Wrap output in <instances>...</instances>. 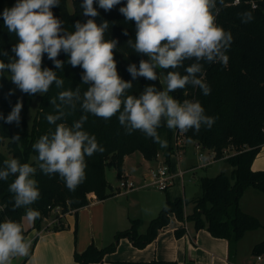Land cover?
I'll use <instances>...</instances> for the list:
<instances>
[{
  "label": "trees",
  "instance_id": "trees-1",
  "mask_svg": "<svg viewBox=\"0 0 264 264\" xmlns=\"http://www.w3.org/2000/svg\"><path fill=\"white\" fill-rule=\"evenodd\" d=\"M71 1L73 10L69 8V0H60L59 6L52 9L54 16L63 22L62 26L67 32L75 31L76 21L84 23L89 19L82 14L83 0ZM16 3L17 0H0V13ZM125 3L126 0H122L120 5H116L110 11H105L94 2V7L99 12L94 19L98 25L104 21L108 22L109 28L105 32L104 39L118 41L117 48L114 50V59L119 76L128 81L132 80L127 71L128 65L135 63L138 68L139 61L147 57L135 53L127 45L129 39L135 41L136 28L134 22L126 21L119 12V8ZM217 8L218 13L213 10L216 23L226 31H231L233 36V42L225 53L229 58L227 65L219 61L204 64L203 78L211 88L210 95L205 96L201 89L191 86L184 90H177L171 95L181 102L185 99L198 100L205 109V114L216 118L210 129L202 125L198 133L191 129L183 132V140L184 142L195 141L202 149L214 152L216 159H225L230 171L222 170L212 176H203L200 181V193L190 201L183 197L172 199L166 192V203L158 215L149 221L146 232L139 231V219H132L128 228L116 232V241L110 245L99 248L92 243L82 252L75 251L74 258L77 262L81 264L104 262L107 254L116 251L122 238H128L138 248H145L170 223L172 214L183 222V226L176 230L178 237L185 234L186 221H192L196 230L206 229L212 236L228 240L232 257L236 253L238 242L246 232L260 227L264 230V221L244 211L240 203L244 192L250 186L264 193V170H254L252 167L257 154L264 145V0H239L238 2L223 0V3L217 0ZM244 11L252 12L254 16L252 22L246 24L241 22L238 14ZM125 31L128 35H124ZM17 43L18 37L8 32L3 17L0 15V52L8 53L7 56L0 55V61L8 63L10 57L15 58L11 49ZM58 59L65 61L62 70L55 68L53 62L47 58V54H44L42 59V68L46 67L56 71L57 77L63 79L64 83L60 88L53 83L48 92L43 95L40 110L31 128H29L26 116L36 94L22 93L21 95L22 131L16 133L13 123L8 124L0 119V167H3V162L10 158H19L21 163L35 166L34 158L38 153L33 150L32 145L42 135L55 130V125L48 124L46 120L48 114H55L50 100L57 97L61 91L75 90L78 87L83 96L87 90L88 85L82 83L81 79L84 70L79 66L72 67L68 64V56L63 52L60 53ZM180 71L183 72V69ZM157 72L160 74L166 70L157 69ZM162 76H159V81H147L143 77L132 80L133 88L129 94L138 96L146 85L153 83L158 88H164ZM10 90L11 81L3 74L0 76V113H3L4 117H7L8 111L12 110L16 104V95L12 90L13 94L8 95ZM57 103H59L58 100ZM65 111L69 114L63 121H57V123L63 122L71 126L84 114L79 104L76 105L74 111L70 108H66ZM118 115L117 113L110 120H104L87 114L88 119L83 129L95 135L98 144L105 150L103 153L97 152L91 157H85L86 178L74 192L68 190L58 174L46 176L37 170L35 179L38 181L41 195L30 207L38 210L40 217L30 228H25L22 219L25 209L13 210L12 207V194L9 193L8 186L14 177L10 176L7 181L0 180V222L5 219L21 222L23 234L27 239L32 230L43 229L45 217H51L56 207H60L65 215L71 211L77 212L80 208L89 205L92 195L99 200L113 196L115 193L106 176L107 168L115 167L120 178L124 174L123 167L127 155L141 151L146 159L156 160L158 155L163 153L165 163L170 164L171 156L178 149L185 147L184 144L174 146V141L178 137H175L174 130L166 126L158 129L160 137L167 141V147L164 148L154 143L151 138L145 137L139 130L129 135L119 124ZM17 134L20 139L13 142L12 137ZM6 139H9L7 147L11 157L1 151ZM188 203H191L193 207L192 212L186 215L185 208ZM58 217H60V222L47 229L59 230L64 227L62 216L58 215ZM252 253L255 256H264V238L253 246ZM113 264H167V262L157 259L151 261L116 260Z\"/></svg>",
  "mask_w": 264,
  "mask_h": 264
},
{
  "label": "clouds",
  "instance_id": "clouds-1",
  "mask_svg": "<svg viewBox=\"0 0 264 264\" xmlns=\"http://www.w3.org/2000/svg\"><path fill=\"white\" fill-rule=\"evenodd\" d=\"M94 2L100 9L110 11L122 0H83L82 14L89 19L84 23L76 21L74 32H67L63 22L53 14L52 9L59 6L60 0H17L13 7L0 13L8 32L18 37V43L11 49L15 58L10 57L8 63L0 61V76L7 71L20 91L43 95L53 83L58 88L64 83L56 71L42 68L44 54L56 69L62 70L65 61L58 56L63 52L68 56V64L84 70L82 83L88 85L83 96L77 87L61 91L50 100L55 114H48L46 120L55 125V130L42 135L32 145L38 153L35 166L10 158L0 167V180L14 177L8 186L12 207L13 210L24 208L22 219L29 224L40 217V212L30 207L41 195L35 179L37 170L46 176L58 174L68 190L74 192L86 178L85 157L104 152L95 135L83 129L87 114L110 120L118 113L119 124L127 134L139 130L162 148L167 147V141L158 133L161 126L198 133L202 125L210 129L216 119L205 114L198 100L181 102L171 93L191 86L201 89L205 96L210 95L211 88L203 78L204 64L219 61L227 65L229 58L225 53L233 36L216 23L213 10L219 11L217 0H126L119 8L126 21L135 23V41L129 39L128 47L147 57L139 61L138 68L135 63L128 65L132 80L143 77L147 81H159L163 75L166 85L158 88L154 83L148 84L138 96L129 94L132 80L125 81L118 74L114 59L118 41L104 39L109 24L95 22L99 12ZM238 15L245 24L254 19L250 11ZM124 35H128L127 31ZM0 55L8 53L2 51ZM157 69L166 72L158 74ZM12 94L10 90L8 95ZM77 104L84 113L79 120L71 126L57 123L69 114L66 108L74 111ZM22 107L17 101L7 117L0 113V119L19 125ZM19 139L18 134L12 137L13 142ZM31 246L32 241L25 238L21 222L11 219L0 222V264H13L17 257H28Z\"/></svg>",
  "mask_w": 264,
  "mask_h": 264
},
{
  "label": "crops",
  "instance_id": "crops-1",
  "mask_svg": "<svg viewBox=\"0 0 264 264\" xmlns=\"http://www.w3.org/2000/svg\"><path fill=\"white\" fill-rule=\"evenodd\" d=\"M195 145L197 147L196 142ZM184 146L171 156L172 160L175 161V156L180 152H187L188 142L184 143ZM132 154L125 157L123 173L130 178L134 176L138 179V175L141 173L137 174L135 169L131 170L127 167ZM161 154L154 160L155 165H151V169L158 168L165 163V158ZM180 158L181 155L177 159L178 164L181 162ZM206 158L208 160L205 161ZM204 161L210 163L200 167L202 161L198 159L185 164L184 168L178 166L177 169H171L176 175L175 182L166 192L171 195V190L180 180L181 192H173V198H185L183 194H186V182L184 180L186 174L195 173L199 169L208 170L220 162H225V159H216L215 153L208 150L204 156ZM141 167L142 163L137 165V168ZM252 167L254 170H264V145L257 154ZM220 171L222 170L217 169L213 173L217 174ZM181 172L182 174H180ZM118 187L119 184L112 185V191L115 193L113 196L99 200L95 195H92L89 205L80 208L77 212L71 211L63 215L61 217L64 225L62 229H47L48 221H45L46 224L43 225L40 232L36 229L32 230L27 237L31 236L29 240L32 241V253L27 259L20 257L17 264L23 262L24 264H81L74 258L75 251L82 252L92 243L99 248L106 246L104 245L107 241H105V237L110 231V234L114 235L117 231L128 228L132 219H142L149 223L158 215L166 203L159 196H149L148 190H142L144 188L125 193L119 192ZM199 193L200 191L197 190L195 196ZM240 203L244 211L252 213L264 221V193L262 191L253 186L248 187ZM137 206L141 208L140 212L133 210V207ZM185 211L186 215L191 213L186 208ZM182 226L183 222L176 219L169 226L163 228L157 238L143 249L133 247L128 238H122L119 247L115 252L107 254L104 262L92 264H113L116 260L151 261L153 259L166 261L167 264H239V262L240 264H264V256L261 260L257 256L250 262L244 263L245 261L240 260L239 253L241 244L246 237L251 243V251L253 246L264 238L262 227L246 232L238 242L236 253L232 257L230 256V242L228 240L216 238L206 229L196 230L192 221H186L185 234L178 237L176 230ZM124 252H128V254Z\"/></svg>",
  "mask_w": 264,
  "mask_h": 264
},
{
  "label": "rangeland",
  "instance_id": "rangeland-1",
  "mask_svg": "<svg viewBox=\"0 0 264 264\" xmlns=\"http://www.w3.org/2000/svg\"><path fill=\"white\" fill-rule=\"evenodd\" d=\"M69 8L70 10H73V5H72V1L69 0ZM2 61V60H1ZM4 62V61H3ZM6 78L8 80L11 81V74L9 72H5L4 73ZM162 80L164 82V76H162ZM166 86V85H165ZM11 90L13 91V93L16 95V103L17 101H20L22 103V91H20L16 85H14L12 82H11ZM46 94V93H45ZM44 95V94H43ZM43 95H40V94H36V96L33 97L32 101H31V104H30V107L28 109V112H27V122H28V125H29V128H31V126L33 125V122H34V119L36 118V116L38 115V112L40 110V106H41V102H42V97ZM23 105V104H22ZM9 113L11 112V110L8 111ZM21 113H20V118H21ZM13 128H14V131L17 133V132H20L22 131L23 127H22V123L20 121L19 125H17L15 122H13ZM174 134H175V137L178 139L174 141V146H177V145H183L184 143V134L183 132H180L179 133V130L178 129H175L174 131ZM8 141L9 139H6L4 141V144L3 146L1 147V151L6 154L8 157H11V154L9 152V149L7 147V144H8ZM201 151H203V155L206 156V153L208 152V149H202ZM199 152L200 150L196 147L195 145V141H188V149H187V152H180L179 154H177L175 156V161L171 159V163L169 164L171 169H177V167H181V168H184L183 166L191 161H195V160H198V156H199ZM176 153V152H175ZM163 155V153L161 154ZM179 155H181V162L178 164V161L177 159L179 158ZM159 156V155H158ZM163 157L165 158V156L163 155ZM208 160V158L205 159V161ZM142 163V167L141 168H137V165L138 164H141ZM151 165H155V162L154 160H148L144 157L143 153L141 151H135L133 154H132V158H129L128 160V164H127V167L131 170L135 169L139 174V172L141 173L140 175H138V179L134 176H131V179H134L136 181L137 184L141 185L143 183H145V181L148 179L149 177V174L151 172ZM226 170L227 172H229L230 170V167L226 164V162H220L216 165H214L213 167H211L210 169H199L197 170L195 173H189V174H186L185 175V182H186V194L183 196H185V198H187L189 201L195 196V192L197 190H201L200 188V181H201V178L203 176H206V175H210V174H216V173H213L215 172V170ZM212 172V173H211ZM124 175V174H123ZM106 176H107V179L108 181L111 182L112 185L116 186L119 184L120 182V178L118 177V174H117V170L115 169V167L111 166L109 168H107V171H106ZM137 176V175H136ZM175 188H173L171 190V195L172 196L171 198L172 199H175L173 198V192H181V184H180V180L177 181V184L176 186H174ZM142 190H148V195L149 196H159L161 197L162 199H164L166 201V190L164 189H159V188H156V187H150V188H144ZM168 191L170 190L167 189ZM192 204L191 203H188L186 205V210L190 213L192 212ZM133 210L135 212H140L141 211V208L139 206L137 207H133ZM139 218V217H138ZM176 219H178L175 214L171 216V220H170V223L167 225L169 226L173 221H175ZM140 220V224H139V231L140 232H146L147 230V227H148V223L146 220H142V219H139ZM24 222V226L25 228H30L33 224H29L26 220H23ZM45 221L43 222V225H45ZM130 225H131V220H130ZM32 232V231H31ZM111 232V231H110ZM109 234L107 235V237H105V243L104 245H110L111 243H113L115 240V234ZM31 237V236H30ZM27 238V239H30ZM121 241V239H120ZM120 241L118 243V247L120 245ZM131 242V240H130ZM132 243V242H131ZM250 242H249V239L248 237H246L242 244H241V247L239 249V253H240V260H243L245 261L244 263H247V262H250L252 259H255L257 258V256L253 255L252 251H251V247H250ZM132 246L137 248V249H143V248H138L136 246L133 245L132 243ZM125 254H128V252H124ZM20 259V257H17L13 260V264H17L18 260ZM240 264V262H239Z\"/></svg>",
  "mask_w": 264,
  "mask_h": 264
},
{
  "label": "built area",
  "instance_id": "built-area-1",
  "mask_svg": "<svg viewBox=\"0 0 264 264\" xmlns=\"http://www.w3.org/2000/svg\"><path fill=\"white\" fill-rule=\"evenodd\" d=\"M239 0H236L238 2ZM197 148H199V159L202 161L200 167L207 166L210 162H205L204 161V155L202 147L197 144ZM212 162V161H211ZM182 174V172L180 173ZM175 174L172 172L171 167L169 164L164 163L163 165L159 166L158 168L151 169V172L149 174L148 179L145 181V183L139 185L131 179L128 175H122L120 177V182H119V187L118 191L119 192H130L136 189H141V188H150V187H156L159 189H164L167 190L169 189L175 182ZM117 191V192H118ZM1 208V206H0ZM54 214L51 217H45L44 221H48L47 227H50L52 225H55L60 222V217L58 215L63 216L64 214L61 212L60 207H56L54 209ZM41 230H38L40 232ZM258 259L261 260L263 259V256H258Z\"/></svg>",
  "mask_w": 264,
  "mask_h": 264
}]
</instances>
